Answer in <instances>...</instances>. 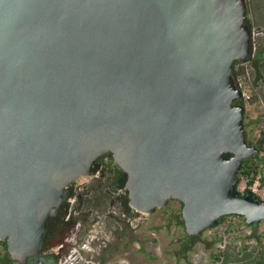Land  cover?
<instances>
[{"label": "water", "instance_id": "obj_1", "mask_svg": "<svg viewBox=\"0 0 264 264\" xmlns=\"http://www.w3.org/2000/svg\"><path fill=\"white\" fill-rule=\"evenodd\" d=\"M252 52L247 0H0V240L42 251L72 182L111 153L129 204L182 202L201 235L225 215L264 220L234 190L259 148L234 62ZM43 261L40 260L39 264Z\"/></svg>", "mask_w": 264, "mask_h": 264}, {"label": "rangeland", "instance_id": "obj_2", "mask_svg": "<svg viewBox=\"0 0 264 264\" xmlns=\"http://www.w3.org/2000/svg\"><path fill=\"white\" fill-rule=\"evenodd\" d=\"M249 22L254 32L250 55L253 56L256 52H261L259 50L264 46V0H247V23ZM249 58L241 60L234 69L235 82L244 94L236 102L245 105L244 125L245 132L247 126L249 133L246 136L254 145L259 142L262 157L264 57L255 60ZM258 166L263 171L257 174L260 176V188H263L264 158ZM100 173L96 171L72 182L73 190L78 197L82 195L84 200L78 212L83 211L81 215L88 216L87 221L80 222L67 237V241L72 243L69 252L74 245L79 248L78 257L76 261L73 260V264H216L218 261L212 254L228 247L233 252H238L244 245L248 249H253L256 245L264 246V220L256 225L253 236L248 237L246 221L229 216L218 226L206 229L201 234V239L182 255L179 245L186 237L185 225L179 216L182 202L171 199L165 206L158 207L151 213L140 212L134 217L130 216L123 210L120 198L122 191L114 192L107 185L101 187L98 180ZM241 182L244 183L243 178ZM84 191L87 192L82 193ZM78 197L67 198L63 204H68L64 209L67 212L65 219L70 212L76 213L74 206ZM209 242L210 247L207 245ZM223 243L226 248L221 246ZM59 247L60 244L49 251L57 252ZM67 254L59 259L58 264H70L65 262Z\"/></svg>", "mask_w": 264, "mask_h": 264}, {"label": "trees", "instance_id": "obj_3", "mask_svg": "<svg viewBox=\"0 0 264 264\" xmlns=\"http://www.w3.org/2000/svg\"><path fill=\"white\" fill-rule=\"evenodd\" d=\"M250 28L252 30V24L249 22ZM263 49V50H261ZM259 51L256 52L253 56H250V59L255 60L258 57H264V46L261 47ZM241 62L240 59L235 60L234 65L236 66ZM234 70V74H235ZM101 167V170H100ZM96 171L101 172L98 176V180L100 181L101 187L104 185L108 186L114 192L122 191L120 194V198L122 201L123 210L128 213L130 216H136L140 212L133 209L129 204L128 190L126 189V181H127V173L114 161L111 153L100 156L93 167V172ZM109 171V173H107ZM262 169L255 163L251 158H244L240 165V169L238 172L237 182L234 186V190L240 195L251 194L253 196L262 199L261 196L251 190L249 185H252L257 177L258 172H261ZM263 172V171H262ZM244 178L247 182V187L244 192H240L238 190V185L241 179ZM262 182H264V176H262ZM102 189V188H101ZM87 192V191H86ZM85 191L82 193H86ZM72 196H77V193L73 190V184H71L65 190V201L67 198ZM171 200V199H170ZM64 201V203H65ZM84 202L82 195L78 197L77 202L75 204L76 213L72 214L70 212L69 217L65 219V211L66 205H63V212H61L59 217L54 218L50 217L48 220V226L46 232L44 234L42 249L45 251L44 258L46 259V264H58L59 259L66 255L70 248L72 247V243L67 241V237L71 234L72 230L76 228V226L80 222H86L88 216H82L81 212H78L81 209V204ZM155 210V209H154ZM181 222L184 223V219L181 215V209L179 213ZM235 216L238 218H242L245 220V216L241 214H231L225 215L219 219V222L216 226L221 224L227 217ZM116 218H118L116 216ZM124 220V219H123ZM259 222H255L253 225L256 228V225ZM249 225V224H248ZM215 227V226H213ZM211 227V228H213ZM201 239V235H190L186 232V237L182 240L179 245V251L182 255L185 254L186 250L190 247L192 248L194 244H196ZM260 243H262L260 241ZM61 245L58 248V251H49L50 247H54L56 245ZM210 247V242L207 243ZM7 242L0 240V264H21L20 262L13 260L11 257L7 256ZM213 257L218 261L216 264H264V246H254L253 249H248L247 245L239 250L238 252H233L231 248H227L226 250H222L219 253H213Z\"/></svg>", "mask_w": 264, "mask_h": 264}, {"label": "built area", "instance_id": "obj_4", "mask_svg": "<svg viewBox=\"0 0 264 264\" xmlns=\"http://www.w3.org/2000/svg\"><path fill=\"white\" fill-rule=\"evenodd\" d=\"M254 32L252 31V38H253ZM259 179L260 176H257L254 183L252 185H249V187L251 188V190L257 194H259L261 196V198L264 200V186L263 188H260V183H259ZM244 183L243 182H239L240 184L238 185V190L240 192H244L247 185L246 180L243 178ZM246 228H247V235L248 237H252L253 233L255 232V228L251 225L246 224ZM222 247H225L226 244H221ZM226 248V247H225ZM223 248V249H225ZM77 252H79V248L77 245H74L73 248L71 249V252H69L65 258V262L73 264L76 261L77 256ZM70 259V260H69ZM75 260V261H73Z\"/></svg>", "mask_w": 264, "mask_h": 264}, {"label": "flooded vegetation", "instance_id": "obj_5", "mask_svg": "<svg viewBox=\"0 0 264 264\" xmlns=\"http://www.w3.org/2000/svg\"><path fill=\"white\" fill-rule=\"evenodd\" d=\"M246 135L247 136H249V133H247V126H246ZM255 143V142H254ZM252 144V143H251ZM258 148H259V150H258V152L255 154V156L254 157H252L251 159L253 160V161H255V163L256 164H258L259 162H261V161H263V158H264V156H262L261 157V147H260V145H259V142H257V144H255ZM67 200V199H66ZM63 210V209H62ZM60 211L59 212V214L61 213V212H63V211ZM66 211H65V213H64V215L66 216ZM57 215L56 217H54V218H57V217H59L60 215ZM69 216V215H68ZM67 216V217H68ZM61 246V245H60ZM53 248V246L52 247H50V249H52ZM44 253H45V251H43V249H42V251L41 252H39V253H37V254H34V255H32V256H30L29 258H28V261H27V263H25V264H39V261L40 260H42L43 261V263L42 264H46V259L44 258ZM7 256L8 257H10V255H9V253L7 254ZM16 261H18V260H16ZM19 262V261H18ZM22 264V263H21Z\"/></svg>", "mask_w": 264, "mask_h": 264}, {"label": "bare ground", "instance_id": "obj_6", "mask_svg": "<svg viewBox=\"0 0 264 264\" xmlns=\"http://www.w3.org/2000/svg\"><path fill=\"white\" fill-rule=\"evenodd\" d=\"M251 44H252V30H251ZM64 201H65V197H64ZM64 204V202H63ZM63 207V206H62ZM62 210V209H61Z\"/></svg>", "mask_w": 264, "mask_h": 264}]
</instances>
